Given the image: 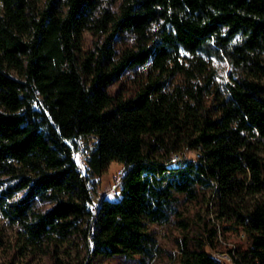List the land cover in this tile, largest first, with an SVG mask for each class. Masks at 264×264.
Here are the masks:
<instances>
[{
  "label": "trees",
  "instance_id": "16d2710c",
  "mask_svg": "<svg viewBox=\"0 0 264 264\" xmlns=\"http://www.w3.org/2000/svg\"><path fill=\"white\" fill-rule=\"evenodd\" d=\"M112 1L0 0V214L54 264H67L65 243L84 250L80 264H149L160 251L150 224L183 216L175 193L212 187L222 233L248 239L227 249L233 262L264 264V0ZM86 31L98 41L82 53ZM122 38L134 43L119 51ZM138 67L130 96L108 91ZM201 147L198 161L169 165ZM113 161L126 171L121 199L96 206ZM211 234L185 235L174 264H226L206 250Z\"/></svg>",
  "mask_w": 264,
  "mask_h": 264
},
{
  "label": "rangeland",
  "instance_id": "374dc122",
  "mask_svg": "<svg viewBox=\"0 0 264 264\" xmlns=\"http://www.w3.org/2000/svg\"><path fill=\"white\" fill-rule=\"evenodd\" d=\"M120 0H113L112 9ZM101 38L99 41H102ZM98 38L86 31L81 39L80 48L82 53L92 50ZM133 39L122 38L118 40L117 49L119 51L133 44ZM228 69V68H227ZM146 68L138 67L136 69H128L118 80L111 84L108 91L113 94H124L130 96L132 90L139 86ZM190 161H198V153L195 148H187L183 150ZM79 166L85 171V161L82 158L76 159ZM171 167L178 164L170 162ZM124 165L118 161H113L108 170L98 179L94 201L99 202L100 198L107 197L112 201L121 199V185L116 182V176L119 171L123 170ZM178 197L176 208L183 216L173 215L170 221L163 224L153 223L150 228L155 233L160 251L150 261L149 264H174V259L180 253V246L185 235L192 243H196L200 239H206L213 236L212 230H217V238L214 237L216 247L210 244L206 245V250L226 264H235L223 256L222 252L227 249L248 246V239L244 234H236L235 232L222 233V220L219 217V205L216 190L212 187H203L200 190L198 199L190 200L185 193H175ZM50 205H47L49 207ZM181 219H185L189 224L187 231H184L179 224ZM61 256L66 260L67 264H80L84 250L68 243L60 247ZM141 255L126 256L116 254L113 256L98 255L92 264H141ZM0 264H54L53 258L43 251H34L27 246L24 239L18 240L16 228L5 220L0 214Z\"/></svg>",
  "mask_w": 264,
  "mask_h": 264
},
{
  "label": "built area",
  "instance_id": "2783aa9c",
  "mask_svg": "<svg viewBox=\"0 0 264 264\" xmlns=\"http://www.w3.org/2000/svg\"><path fill=\"white\" fill-rule=\"evenodd\" d=\"M88 147L90 148V150L96 149V146L93 144V142H90L88 144ZM196 151L198 153V157L202 158L203 156L202 147L200 149H197ZM75 157L76 159L82 158L84 161H86L87 159L91 158L90 151L86 149L84 144H80L76 150ZM170 160L171 162L178 164V166H181L184 163V161L187 160V155L184 152L172 153L170 155ZM125 173L126 171L125 169H123V170H120L119 175L116 176V182L118 185H122V181H123ZM94 180H97V178H95ZM95 203H96V206H99V202H95ZM234 255L235 253L226 251V252H222L220 256L228 258V260L233 262Z\"/></svg>",
  "mask_w": 264,
  "mask_h": 264
}]
</instances>
